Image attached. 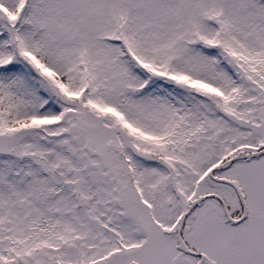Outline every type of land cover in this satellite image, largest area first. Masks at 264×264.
<instances>
[{
  "label": "snow or ice",
  "instance_id": "snow-or-ice-1",
  "mask_svg": "<svg viewBox=\"0 0 264 264\" xmlns=\"http://www.w3.org/2000/svg\"><path fill=\"white\" fill-rule=\"evenodd\" d=\"M0 264H264V0H0Z\"/></svg>",
  "mask_w": 264,
  "mask_h": 264
}]
</instances>
